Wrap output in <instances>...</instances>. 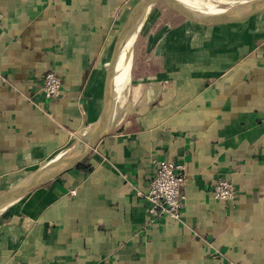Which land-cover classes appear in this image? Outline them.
<instances>
[{"label":"crops","instance_id":"crops-1","mask_svg":"<svg viewBox=\"0 0 264 264\" xmlns=\"http://www.w3.org/2000/svg\"><path fill=\"white\" fill-rule=\"evenodd\" d=\"M139 1L0 0V196L98 120ZM138 24L125 108L86 157L91 171L0 209V264H264V11L202 27L157 4ZM47 72L62 82L53 99L40 92ZM154 161L183 168L179 222L148 217ZM218 177L232 203L212 198Z\"/></svg>","mask_w":264,"mask_h":264},{"label":"water","instance_id":"water-1","mask_svg":"<svg viewBox=\"0 0 264 264\" xmlns=\"http://www.w3.org/2000/svg\"><path fill=\"white\" fill-rule=\"evenodd\" d=\"M157 4L170 10L181 20L202 27H215L232 24L264 11V0H252L241 3L214 16L192 14L175 6L171 0H140L132 8L126 21L119 30L109 61L106 65L102 111L98 120L71 148L51 159L39 171L23 181L18 187L1 195L0 209L5 208L20 199L30 190L75 168L91 153L96 144L106 135L114 114V80L117 60L126 40L132 34L133 29L138 25L145 10L150 6Z\"/></svg>","mask_w":264,"mask_h":264},{"label":"built area","instance_id":"built-area-1","mask_svg":"<svg viewBox=\"0 0 264 264\" xmlns=\"http://www.w3.org/2000/svg\"><path fill=\"white\" fill-rule=\"evenodd\" d=\"M1 20L0 16V26ZM61 86L60 77L53 72H47L43 77L40 92L45 98L53 99L60 95ZM153 166L154 176L145 195L148 217L152 221L167 218L179 222L185 199L182 193L186 181L183 168L169 161H154ZM211 193L214 200L221 202L232 203L236 197L233 184L222 177L214 181Z\"/></svg>","mask_w":264,"mask_h":264},{"label":"bare ground","instance_id":"bare-ground-1","mask_svg":"<svg viewBox=\"0 0 264 264\" xmlns=\"http://www.w3.org/2000/svg\"><path fill=\"white\" fill-rule=\"evenodd\" d=\"M171 1L175 6H178L179 8L187 12H190L192 14H196V15L214 16V15H218L221 12H223V11H212L214 13L212 14V13H206L202 11V9L206 7L207 8L215 7V4H212L209 1H203V0H171ZM215 1L218 4L219 3H231V2H228L227 0H215ZM191 8H198V9H191ZM136 30H137V26L133 29L132 34L126 40L121 50V54L119 55V58L117 60V64H116L115 77L118 80L116 85H115V80H114V96H115V110L116 111H120L122 108H124L126 98L128 97L127 93H128V84L130 81L129 80L130 79V67L132 66L131 65L132 51L130 54H129V51L131 49L133 35H135Z\"/></svg>","mask_w":264,"mask_h":264},{"label":"rangeland","instance_id":"rangeland-1","mask_svg":"<svg viewBox=\"0 0 264 264\" xmlns=\"http://www.w3.org/2000/svg\"><path fill=\"white\" fill-rule=\"evenodd\" d=\"M203 1H209L210 3H212V4H215V6L217 7V8H219V9H221V10H227V9H229V8H231V7H233V6H236V5H239V4H241V3H245V1L246 2H248V1H252V0H227L228 2H231V3H217L215 0H203ZM230 5V6H229ZM226 6V7H225ZM151 7V6H150ZM150 7H148L146 10H145V12L148 10V9H150ZM161 9V8H160ZM191 9H198V8H191ZM205 9V8H204ZM206 10H208V9H206ZM164 15H169V12L167 11V10H160ZM144 12V13H145ZM165 17H168V16H165ZM138 27H139V24L137 25V30H136V32H135V35H133V40H132V46H131V49H130V51H129V54L131 53V51H132V47H133V43H134V40H135V36L137 35V31H138ZM125 108V107H124Z\"/></svg>","mask_w":264,"mask_h":264},{"label":"trees","instance_id":"trees-1","mask_svg":"<svg viewBox=\"0 0 264 264\" xmlns=\"http://www.w3.org/2000/svg\"><path fill=\"white\" fill-rule=\"evenodd\" d=\"M76 168H78L84 172H90L91 171V166L88 163V159H86V158L83 161H81Z\"/></svg>","mask_w":264,"mask_h":264}]
</instances>
